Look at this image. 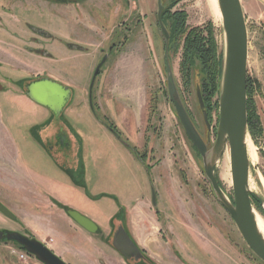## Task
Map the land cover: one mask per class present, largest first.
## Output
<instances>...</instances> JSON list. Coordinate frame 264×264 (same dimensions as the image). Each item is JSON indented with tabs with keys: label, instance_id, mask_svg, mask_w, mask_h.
<instances>
[{
	"label": "rangeland",
	"instance_id": "obj_1",
	"mask_svg": "<svg viewBox=\"0 0 264 264\" xmlns=\"http://www.w3.org/2000/svg\"><path fill=\"white\" fill-rule=\"evenodd\" d=\"M40 1L0 0V59L5 61L14 54L29 65L28 70L42 76L53 74L69 82L71 98L60 119L66 121V128L79 147V157L78 167L71 156L63 158L65 166L74 164L63 179L79 189L80 194L67 185L65 188L59 185L62 190H55L57 194L79 203L88 195L93 201L90 205L113 214L121 206L124 208L140 199L144 192V207L152 208L156 216L161 213L160 222L156 219L157 234L168 238L167 243L156 248L157 263L144 250V257L153 264H264L247 246L231 216L214 196L201 157L168 99L165 38L157 24V0ZM170 1L162 0L163 6ZM76 2L80 5L75 11L67 7L66 3ZM13 3H21L23 8L10 5ZM241 4L248 39L247 98L253 134L252 137L249 133V147L257 153L256 162L249 164V182L256 184L257 175L264 177V0H241ZM174 9L184 11L186 27L196 28L202 34L207 33L210 24L216 51L223 55L222 21H215L207 0H175ZM77 15L80 21L75 26L63 19H75ZM181 54V48L168 51L167 43V57L181 100L210 146L216 134L220 79L218 91L210 100L207 127L196 95L197 71L190 74L188 82L181 66ZM105 55L93 79V72ZM4 64H0V74L4 76L0 83L8 90L9 98L15 94L16 87L25 93L24 80L41 77L20 68H14L13 72ZM0 97L1 109L9 112L11 107L4 103L5 96L0 94ZM81 99L85 104L80 103ZM69 107L73 109L67 110ZM12 108V112H22L18 103ZM14 119L5 120L13 132L22 116ZM106 123L112 124L117 133L106 127ZM121 140L145 153V159L141 160ZM46 149L47 160L52 165L61 162ZM217 161L216 179L232 201L228 145ZM224 169L229 170L230 181L222 178ZM152 191L155 205L150 202ZM102 196L104 201H110V207L101 200ZM256 208L264 217L263 209L253 201V210L259 214ZM7 221L10 223L0 225V230L33 237L23 226L20 231L13 229L16 221ZM111 247L114 249L112 244ZM12 249L23 250L11 240H0V264H31L29 255L27 260H20ZM120 257L122 264H152L146 259ZM31 258L36 264H43Z\"/></svg>",
	"mask_w": 264,
	"mask_h": 264
},
{
	"label": "crops",
	"instance_id": "obj_2",
	"mask_svg": "<svg viewBox=\"0 0 264 264\" xmlns=\"http://www.w3.org/2000/svg\"><path fill=\"white\" fill-rule=\"evenodd\" d=\"M66 4L74 11L80 5L79 2ZM10 5L22 6L21 3ZM63 19H67L68 23L73 26L80 21L79 15L75 19ZM10 56L5 61L0 59V64L6 63L4 65L13 72L20 68V71L23 70L22 72L25 71L27 74L42 75L28 70L29 65H26L23 59L17 58L14 54ZM46 76L60 80L66 85L69 83L53 74ZM2 77L4 78L0 74V82ZM20 89L15 88L16 92L17 90L19 92H14L12 98L8 97L9 93L5 88L0 92L2 96H5L4 103L11 107L9 112L5 109L3 111L0 97V203L14 215L11 219L0 212V225L5 226L10 223L7 219L16 221L13 229L20 231L23 226L33 233V237L43 242L68 264H122L119 259L120 255L111 247V232L122 225L135 243L157 263L159 258L156 248L162 246L164 242L167 243L168 238L166 236L160 238L157 234L156 219L160 222L161 213L159 212L160 214L156 216L152 208L144 207V192L140 199L129 203L124 208L121 206L113 214L110 210L107 214L104 210L98 211L90 205V202H93L92 198L85 195V192L83 203L57 194L55 190L61 191L60 186L65 188L66 185L79 193V189H75L63 179L72 171L70 169L74 168V164L65 166L63 158L71 156L78 167L79 147L75 146L76 141L66 128L65 120H61L60 116H55L46 107L32 101ZM16 103L20 105L22 112H12V107ZM80 103L85 104L82 99ZM72 109L69 107L67 110ZM20 116H22V121L17 123V129L13 132L6 121L20 118ZM15 120L17 119H14V122ZM35 129L38 130L33 131ZM47 147L61 162L56 161L52 165L47 160L49 156ZM104 199L105 196H102L101 200L104 201ZM104 203L110 207L109 200ZM104 203L100 206L103 207ZM64 207L75 209L92 219L97 224L98 232H89L81 227L66 213ZM29 260L31 264H36L31 257L28 258Z\"/></svg>",
	"mask_w": 264,
	"mask_h": 264
},
{
	"label": "water",
	"instance_id": "obj_3",
	"mask_svg": "<svg viewBox=\"0 0 264 264\" xmlns=\"http://www.w3.org/2000/svg\"><path fill=\"white\" fill-rule=\"evenodd\" d=\"M217 5L224 32V53L217 99L216 134L215 140L210 146L195 127L178 92L167 57L169 33L160 16L163 4L162 0H157V21L165 38L164 57L167 94L185 134L201 157L203 172L214 196L231 216L250 250L264 262V238L257 228L252 203L255 201L264 211V197L251 190L248 185L250 164L246 146V140L249 137L246 94L248 39L245 16L241 0H217ZM105 57L106 55L96 66L93 77ZM24 91L32 101L46 107L57 117L67 107L66 105L71 98V91L66 84L42 75L26 81ZM196 95L202 116L208 127L207 112L199 87L196 88ZM226 144L229 147L232 201L224 193L215 176L216 161L223 153ZM151 203L152 205L156 204L154 191L151 193ZM0 212L14 218L13 213L2 203H0ZM66 213L87 231H96L97 224L89 217L72 208L67 209ZM2 238L17 242L30 256L35 257L43 264H67L35 237H29L17 231L0 230V240ZM111 244L126 259L138 260L143 258L141 248L122 225L114 230Z\"/></svg>",
	"mask_w": 264,
	"mask_h": 264
},
{
	"label": "trees",
	"instance_id": "obj_4",
	"mask_svg": "<svg viewBox=\"0 0 264 264\" xmlns=\"http://www.w3.org/2000/svg\"><path fill=\"white\" fill-rule=\"evenodd\" d=\"M71 1H74V0H71ZM174 2L175 0H171L169 4H167L166 6H163L161 10V15H160L161 20L169 33V39L167 42L168 51L172 50L175 52L176 50L181 48V51H182L181 66H182L183 72L185 73V76H187L188 78V82H189L190 74H192L194 70L197 71L198 78H199L198 87L200 90L202 100L204 102L205 110L207 111V114L209 117L210 111L212 108V105L210 103L211 97L218 91V83H219L221 69H222L223 55L222 53H217L216 51V45H215L214 38L211 34L210 24L208 25V28H206V31H207V33H205L206 35L204 33L202 34L196 28H191L188 26L186 27L184 11L177 10V9L172 10V5L174 4ZM157 24H158V21H157ZM100 67L96 75L99 73ZM25 82L26 81L24 80L23 85ZM249 87H250V83H249V79L247 78L246 80V94L247 95L249 92ZM2 88L4 89V87L0 83V89ZM89 97H90L89 102L92 104L91 95H89ZM91 104H90V109L92 111L93 108ZM249 104L250 103L247 98L248 131L253 137L252 130L250 128V122H249L250 118L252 117V115H250L252 114V111H251ZM106 127H108L112 132L117 133L116 128L112 124L106 123ZM121 142L127 148L135 152L137 156L141 158V160L145 159L144 158L146 156L145 153H140L136 149L135 146H130V144H128L125 141L121 140ZM64 208L65 210L69 209L67 207H64ZM96 232H98V228L96 229ZM111 236H112V233H111ZM13 242L15 243V245L22 248L17 242L15 241ZM145 259L150 261L146 257Z\"/></svg>",
	"mask_w": 264,
	"mask_h": 264
},
{
	"label": "bare ground",
	"instance_id": "obj_5",
	"mask_svg": "<svg viewBox=\"0 0 264 264\" xmlns=\"http://www.w3.org/2000/svg\"><path fill=\"white\" fill-rule=\"evenodd\" d=\"M207 3H208V6L210 8L211 13H213L215 21L220 22L221 21V15H220L219 8L217 5V0H207ZM249 142L250 141H249V137H248L246 140V146H247V155H248L249 161H250V163L256 162V159H257V153L255 151L256 149L250 148ZM227 145L228 144H226V146ZM226 146H225V148H226ZM225 148H224V150H225ZM217 163H218V161H217ZM224 170H223V172H221L222 178L226 181H230L229 170H225V171ZM249 179H248L249 188L253 191L260 193L264 197V177L262 175H257V181H256L257 183L256 184H252L251 182H249ZM263 207H264V205H263ZM253 213L255 216L257 228L264 238V220H263V218H261V216L259 214L255 213L254 210H253Z\"/></svg>",
	"mask_w": 264,
	"mask_h": 264
},
{
	"label": "built area",
	"instance_id": "obj_6",
	"mask_svg": "<svg viewBox=\"0 0 264 264\" xmlns=\"http://www.w3.org/2000/svg\"><path fill=\"white\" fill-rule=\"evenodd\" d=\"M11 251L14 252L20 260H27L28 254L25 252V250L12 249Z\"/></svg>",
	"mask_w": 264,
	"mask_h": 264
},
{
	"label": "flooded vegetation",
	"instance_id": "obj_7",
	"mask_svg": "<svg viewBox=\"0 0 264 264\" xmlns=\"http://www.w3.org/2000/svg\"><path fill=\"white\" fill-rule=\"evenodd\" d=\"M160 29H161V28H160ZM40 32H41V31H40ZM65 45L68 46L66 43H65ZM111 49H112V48H111ZM111 49H110V50H111ZM106 56H107V55H106ZM105 58H106V57H105ZM104 61H105V60H104ZM104 61H103V62H104ZM103 62H102V63H103ZM102 63H101V64H102ZM100 66H101V65H100ZM40 76H41V75H40ZM95 76H96V75H95ZM95 76H94V77H95ZM94 77H93V79H94ZM252 203H253V201H252ZM256 209H257V208H256ZM257 211H258L259 215L261 216V218H263V220H264V217H263V216L261 215V213H260V212H262V211L259 212L258 209H257ZM4 215H5V214H4ZM114 230H115V229H114ZM114 230H113V232H114ZM3 231H8V230H3ZM113 232H111L112 235H113ZM2 239H4V238H2ZM5 240H6V239H5ZM141 250H142V253H143V252H144V249L141 248ZM25 252H26V251H25ZM26 253H27V252H26ZM27 254H28V253H27ZM28 255H29V254H28ZM29 257H31V256L29 255ZM130 259H133V258H130ZM141 259L145 260L144 253H143V258H140V259H138V260H141ZM134 260H135V259H134ZM135 261H137V260H135ZM151 263H152V261H151ZM152 264H153V263H152Z\"/></svg>",
	"mask_w": 264,
	"mask_h": 264
}]
</instances>
